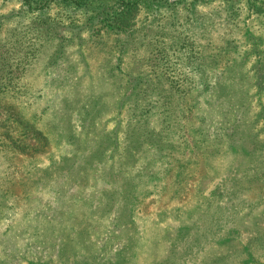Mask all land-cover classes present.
<instances>
[{
	"label": "rangeland",
	"instance_id": "obj_1",
	"mask_svg": "<svg viewBox=\"0 0 264 264\" xmlns=\"http://www.w3.org/2000/svg\"><path fill=\"white\" fill-rule=\"evenodd\" d=\"M193 1L0 0V264H264V13Z\"/></svg>",
	"mask_w": 264,
	"mask_h": 264
},
{
	"label": "trees",
	"instance_id": "obj_2",
	"mask_svg": "<svg viewBox=\"0 0 264 264\" xmlns=\"http://www.w3.org/2000/svg\"><path fill=\"white\" fill-rule=\"evenodd\" d=\"M82 1V0H81ZM157 0H115V7H111L109 12L107 13H102V14H97V16H102L100 17V19L98 20V22L103 25L102 28L100 29V31H104V34H114L117 36V38H120V35H124L130 31L133 30V28L136 25L135 18L137 16V13L140 12L141 9V5L144 6H153L154 3ZM211 0H194L193 3H202L205 4L207 2H209ZM228 9L232 10L234 9V4L235 1L234 0H223ZM259 1L262 0H247V3L249 4V9L252 10L254 13L255 12H261L264 13V9L262 6H257L259 4ZM118 2V5H117ZM25 4H28L30 6H32V4H35V9H40L43 10L47 5H49V0H24ZM83 2H80V4H82ZM264 4V3H263ZM117 5V6H116ZM95 18V17H94ZM139 93L134 94L133 92L129 93L128 91H124L123 93L120 94L121 97H119V108L120 111L123 107V105L128 103H131V105L128 107V112L127 114L130 115H134L135 117L138 116V109L140 104L138 103V101L136 102V98H133V96L137 97ZM127 106V105H126ZM134 128L136 129V127L134 126ZM134 129V130H135ZM130 132V131H128ZM137 136V134H136ZM242 138H240L241 140ZM247 143V142H246ZM65 160L62 159V161ZM62 163V162H60ZM58 168V167H56ZM126 188L123 189V194H124V198L122 199L123 202V211L121 214L124 213L125 216L130 217L132 216V214H130L129 211H131L132 209L131 204L135 203L139 197L138 196V192L135 191V186L129 184V182L125 183ZM134 187V188H133ZM125 190V191H124ZM117 194H115L114 190L108 191L107 192V196L109 199V202H112L114 200V196H116ZM121 200V198H120ZM121 200V201H122ZM111 209V208H110ZM107 209V210H110ZM207 231H200L198 233V236L200 238H204L207 235ZM244 253V251H242ZM112 264V263H110Z\"/></svg>",
	"mask_w": 264,
	"mask_h": 264
}]
</instances>
